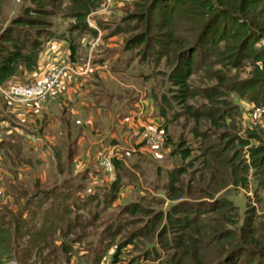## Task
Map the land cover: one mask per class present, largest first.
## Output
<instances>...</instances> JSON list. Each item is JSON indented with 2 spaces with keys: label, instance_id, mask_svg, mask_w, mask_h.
I'll return each instance as SVG.
<instances>
[{
  "label": "rangeland",
  "instance_id": "1",
  "mask_svg": "<svg viewBox=\"0 0 264 264\" xmlns=\"http://www.w3.org/2000/svg\"><path fill=\"white\" fill-rule=\"evenodd\" d=\"M140 4L141 0H98L97 7L87 18L90 27L98 29L97 36L83 33L85 38L80 35L74 44L85 60L93 51L102 50L103 61L107 64L93 68L92 73L98 71L106 80L103 91L95 90L86 96L88 100L80 99L71 107L62 103L61 80L65 76L84 77L89 70L68 63L81 60L71 56L68 45L69 29L74 24L70 0H59L54 4L51 0L44 1L42 9L51 13L45 18L51 24V28H47L51 35L40 38L44 45L39 58L43 55L44 63H39V59L34 71L20 72L0 86V122L6 121L13 128L10 135L0 130L3 141H9L8 145L0 147V232L7 230L0 244V264H128L139 251L151 250L153 245L159 249L161 258H149L144 263L158 264V260H164L159 243L164 219L148 235L142 234L141 230L153 212H166L175 203L164 191L167 171L180 166L186 168L188 160L182 162L181 153L190 151L191 157L200 156L205 149L218 144L216 133L221 131L210 127L205 120L193 119L185 107L170 98L171 90L165 76L171 66L167 64L168 60L155 53V49L154 52L148 50V62L143 63L140 61L147 51L143 45L132 50L123 49L125 41L146 33L145 26L128 20L141 12ZM35 6L33 0H0V31L12 19ZM147 33L149 42L154 43L157 31ZM261 44L264 45V40L256 47ZM39 64L43 69L47 65L42 81L36 80L38 73L34 74ZM247 65L229 75L238 80L245 79L251 71ZM218 69L222 67L207 65L192 76L190 86L197 96L188 100L191 108H201L207 103L200 92L216 84L207 72ZM140 73H152V76L145 79L139 76ZM55 78L54 87L38 100L15 102L6 97L14 86L44 85ZM108 93L113 96H105ZM229 96L230 107L238 106L237 115L226 120L227 124L236 127L232 131L244 136L248 129H253L264 141V105L255 107L248 100L240 101L233 93ZM89 98L104 109V117L95 123L88 121V112H83L87 106L91 107ZM167 100L171 104H166ZM151 105L158 114L164 111L166 114L163 119L156 114L159 122L155 129L148 127L142 118ZM137 107L143 108V114L133 119L129 113L136 112ZM121 110L125 115L123 119L116 117ZM197 130L208 134V139L198 138L194 134ZM107 137L115 139V145H111L112 142L105 144ZM10 140L14 141L12 147ZM124 144L133 152L120 159L119 167H115L113 161L102 164L100 154L103 149ZM250 144L255 146L257 142ZM145 149L149 151L147 156L142 154ZM205 158L209 159V155ZM103 178L111 183L116 181L119 189L112 197L102 194L106 183ZM181 180L184 185L191 181L187 174ZM249 181L247 189L230 185L214 193L209 200L199 196V188L190 184L192 193L183 200L193 204L229 200L236 207L237 224L228 227L235 230L245 224L248 209L253 207V225H259L264 223V186L259 187L256 179ZM68 187L75 191L80 189L76 199L85 209L76 212L79 218L70 213L63 221L50 219L57 209L69 205L70 202L64 203L58 197L60 188L66 191ZM132 207L141 210L128 212ZM66 220L72 225L67 226ZM51 224L55 227L54 232L48 229ZM117 248L120 253L114 262L113 254Z\"/></svg>",
  "mask_w": 264,
  "mask_h": 264
},
{
  "label": "trees",
  "instance_id": "2",
  "mask_svg": "<svg viewBox=\"0 0 264 264\" xmlns=\"http://www.w3.org/2000/svg\"><path fill=\"white\" fill-rule=\"evenodd\" d=\"M44 1L33 0L34 8L25 10L0 31V86L20 72L30 73L37 68L44 45L40 38L51 35L48 30L51 24L45 19L51 13L42 9ZM51 2L54 4L59 0ZM70 4L74 24L69 29L68 45L73 56L77 37L83 33L96 36L97 28H91L87 18L97 7L98 0H70ZM139 7L141 12L128 20L145 26L146 33L125 41L123 49L132 50L143 45L147 51L142 55L141 63L148 62L146 53L155 49V53L168 60L167 64L171 66L165 76L171 90L170 98L185 107L193 119L205 120L210 127L221 131L216 133L218 144L205 149L200 156L191 157L190 151L181 153L182 162L188 160L186 168L180 166L168 170L164 185L166 197L175 203L166 212H153L141 233H152L164 219L159 236L164 260H158V264H264V223L253 225V207L248 209L245 224L235 230L228 227L237 224L236 207L229 200L198 204L183 200L192 193L190 184L197 186L199 196L208 200L230 185L247 189L251 178L257 180L259 187L264 186V141L253 129L238 136L232 131L236 127L226 123L238 111L237 105L230 107L231 93L255 107L264 105V45L256 47L264 40V0H141ZM151 30L157 31L153 39L155 44L149 42L147 32ZM246 64L251 71L245 79L238 80L229 75ZM207 65H219L222 69L207 72L216 84L201 90L200 94L207 103L193 109L187 103L197 96L192 91L190 79ZM126 69L127 65L123 67L124 71ZM139 76L151 78L152 73H140ZM150 97L152 99L153 95ZM167 101L166 104H171ZM158 115L163 119L166 114L164 111ZM194 134L200 139H208L205 132L197 130ZM252 141L257 145L252 146ZM206 155L209 159L205 158ZM121 162L113 160L115 167ZM186 174L191 179L188 185L181 180ZM86 180L90 182V178ZM103 180L106 183L102 194L112 197L119 189L116 181ZM60 190L58 197L64 203H70L57 209L50 219L63 221L70 213L79 218L76 212L85 209L76 199L80 189L75 191L68 187L66 191ZM128 210L135 213L141 209L132 207ZM66 224L72 225L69 220ZM50 228L55 231L52 224L48 226ZM6 232H0V244ZM118 253L119 249L113 254L114 262ZM149 258H161L156 245L151 250L139 251L128 260V264H145Z\"/></svg>",
  "mask_w": 264,
  "mask_h": 264
},
{
  "label": "crops",
  "instance_id": "3",
  "mask_svg": "<svg viewBox=\"0 0 264 264\" xmlns=\"http://www.w3.org/2000/svg\"><path fill=\"white\" fill-rule=\"evenodd\" d=\"M96 30L98 32V29H96ZM82 36H83V38H85V35H82ZM74 53L75 54L72 57L75 58V56H76V58H80L81 60L79 62H77V61H70L68 63L73 62V63H71V66L77 67L78 69H84L86 67V68H88L89 71H88V73L84 77H80V76H78V77L77 76H65V77L62 78V80H61L62 81V84L59 87V88H62L64 90L62 92V94L64 95V98H63V96H61L62 103L63 104L67 103L66 105H69L70 104L71 107L74 106V103L76 101L80 102V99H87L88 97H86V96L87 95H89V96L92 95V93L95 90L103 91V86L102 85H104V81L106 79L103 78V74H99L98 71H95L94 74L92 72L95 69V67L98 68L99 65H102V64L105 65V64H107L106 61H103L104 59H103V55H102V50L93 51L91 53L92 56H89L87 60H85L86 57H82L81 56L82 53L81 52H78L77 47H75V52ZM39 59L41 61V62L39 61V63H44L45 57L43 55H42V58L40 57ZM62 60H63V58H62ZM62 60H60L61 61V64H62ZM56 63H58V61ZM67 65H70V64H67ZM46 68H47V65H46ZM46 68L44 67V69H43L42 64L39 66L38 71L36 70V72L34 73V74L38 73V76H37L38 78H36V80H41V81L44 80V78H43L44 77V74L47 73L45 71ZM96 74L98 76H95ZM105 96H108V97L111 98L113 96V94L108 93V95H105ZM89 101H90L91 107L88 108V106H87L86 109L84 108L83 112L84 113H86V112L89 113L88 116H90V117H89V120L88 121L94 122V123L95 122H98V118L102 119L104 117V113H103L104 112V109L101 110L102 109V106H99V107L96 106L94 104V102L90 100V98H89ZM147 102H148V100H147ZM90 109H92L93 112H89ZM123 109H126V108H123ZM125 111H127V110H125ZM146 112H147V114H145L143 116L145 122H147L148 127L155 129L158 126V122H159L158 121L159 120L158 117H156V110H155V108H153V106L151 105L149 108L146 109ZM80 113H81V111H80ZM122 113H124L123 110H121L118 114H116V117L117 118H120V119H123V117L125 115L122 114ZM118 127H119V125L116 124V126H115V130L116 131H118ZM1 129L7 131L6 134H9L10 135L11 129H13V128L9 127V125H8V123L6 121H1L0 122V130ZM113 140H115V139H111V138H108L107 137L106 138V141L107 142L105 141V144L112 142L111 145H115L114 144L115 142ZM13 142L14 141H11L10 142V147H12V143ZM8 143H9V141H6L5 142V141H3V138L0 137V147H3L4 145H8ZM105 144L104 145H101V147L105 146ZM121 145H123V144H121ZM105 150H107V149L105 148ZM142 152H143L142 154L145 155V156H147L148 153H149V151L147 149H145ZM152 154L154 155V152H152Z\"/></svg>",
  "mask_w": 264,
  "mask_h": 264
},
{
  "label": "built area",
  "instance_id": "4",
  "mask_svg": "<svg viewBox=\"0 0 264 264\" xmlns=\"http://www.w3.org/2000/svg\"><path fill=\"white\" fill-rule=\"evenodd\" d=\"M90 24V23H89ZM57 79H53L52 81L46 82L44 85L38 84V85H32L30 87L28 86H14L11 88V90L6 94V97L15 102L19 101H31V100H38L41 97L44 96L45 93L50 91L51 88L54 87ZM136 112L129 113V116L133 119L139 118V116H142L143 114V108L135 109ZM134 110V111H135ZM143 118V116H142ZM159 136V135H157ZM130 152H133L129 146H112L111 148L107 150L101 151V156L103 157L101 162L103 165L110 164L114 159L119 160L123 159L124 155L130 154Z\"/></svg>",
  "mask_w": 264,
  "mask_h": 264
}]
</instances>
